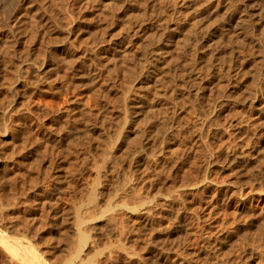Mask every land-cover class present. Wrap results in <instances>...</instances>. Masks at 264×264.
<instances>
[{"label":"rangeland","instance_id":"374dc122","mask_svg":"<svg viewBox=\"0 0 264 264\" xmlns=\"http://www.w3.org/2000/svg\"><path fill=\"white\" fill-rule=\"evenodd\" d=\"M5 5L0 206L44 262L73 258L69 207L92 205L84 264H264V0ZM135 95L154 114L128 130Z\"/></svg>","mask_w":264,"mask_h":264},{"label":"bare ground","instance_id":"6f19581e","mask_svg":"<svg viewBox=\"0 0 264 264\" xmlns=\"http://www.w3.org/2000/svg\"><path fill=\"white\" fill-rule=\"evenodd\" d=\"M7 5H5V0H0V12L7 9ZM195 27V26H194ZM188 39L193 38L196 35L195 28L191 27L186 30L185 34ZM172 39L167 38L162 43L161 46L165 49L171 46ZM134 56L127 55L124 57L122 61V65L125 68L132 69V62L135 61L133 59ZM162 56L159 54L155 55V63H147L143 58L140 61V64L144 67V72L140 79L151 78L152 80L159 79L158 77V67L161 62ZM191 76L186 74L179 75V79L182 81H186ZM164 81H169L168 78L162 79ZM127 104V114H126V124L125 129L130 130L134 125L140 122H147L151 119L154 114L153 106H145L143 102V98L141 95H135L132 99L126 101ZM125 131L122 132L123 137H125ZM2 137V135H0ZM147 148L144 146L138 150V154L134 157L136 161L142 160ZM4 206H0V249L5 257L4 264H46L44 260L40 257L39 253L34 251L33 246L29 240L22 237L19 232L15 229L17 227L16 222H13L9 217L10 213L15 212V206L8 208H3ZM74 205L69 207V211L72 212L75 216L76 227L78 231L82 233L81 237V245L80 249L74 253L73 258L68 261L66 264H84L85 257L93 250V245L87 240L83 234L90 226V221L87 220L86 214L92 209V205L83 206L79 210H73ZM81 214H77V213ZM147 213L148 210H145ZM244 231L248 234L250 230V225L245 224L243 226Z\"/></svg>","mask_w":264,"mask_h":264}]
</instances>
